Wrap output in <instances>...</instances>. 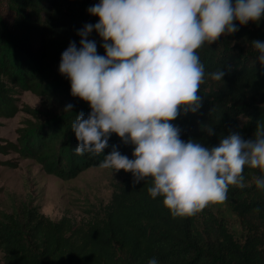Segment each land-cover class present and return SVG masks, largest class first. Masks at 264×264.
Returning a JSON list of instances; mask_svg holds the SVG:
<instances>
[{"label": "trees", "instance_id": "trees-1", "mask_svg": "<svg viewBox=\"0 0 264 264\" xmlns=\"http://www.w3.org/2000/svg\"><path fill=\"white\" fill-rule=\"evenodd\" d=\"M98 2L7 0L12 17L6 19L0 11V115L15 111L14 87L29 89L54 106V112L45 111L44 120L24 128L20 145H10L62 179L99 166L114 145L133 158L134 146L114 133L99 155L74 151L78 142L71 125L76 114L83 112L87 118L91 109L71 95L70 80L60 74L59 64L70 42L79 48L78 32L84 25L98 22L87 11ZM237 27L236 33L198 50L205 66L202 106L196 113L182 111L172 122L185 142L191 138L212 147L230 132L254 138L257 123H264V67L256 62L252 46L254 40L264 41V19ZM88 39L105 55L98 33L93 31ZM218 69L225 72L221 82L208 76ZM68 104L72 112H64ZM120 172L122 179L108 202L87 220L66 215L51 219L26 202L11 212L0 210V264H148L151 258L158 264H264V235L256 228L264 222V190L257 189L255 180L248 181L255 172L264 178L261 170L246 167L245 186H230L227 194V206L245 230L242 241L210 205L190 217H173L162 197H150L151 178L134 185L132 173Z\"/></svg>", "mask_w": 264, "mask_h": 264}, {"label": "clouds", "instance_id": "clouds-1", "mask_svg": "<svg viewBox=\"0 0 264 264\" xmlns=\"http://www.w3.org/2000/svg\"><path fill=\"white\" fill-rule=\"evenodd\" d=\"M87 11L98 22L84 25L79 48L70 42L59 64L71 95L91 109L87 118L76 114L71 125L77 155L103 153L116 134L134 146L133 158L114 145L99 167L132 173L134 185L151 178L150 197H162L173 217L224 203L230 186H245L246 167L264 172V123H257L254 138L230 132L212 147L191 138L185 142L172 123L182 111L196 113L202 106L205 66L198 50L236 33L237 23L264 19V0H99ZM93 31L105 55L88 39ZM252 46L264 67V41ZM208 76L221 82L225 72ZM72 109L68 104L64 112ZM206 130L214 135L211 126ZM255 184L264 190V178Z\"/></svg>", "mask_w": 264, "mask_h": 264}, {"label": "rangeland", "instance_id": "rangeland-1", "mask_svg": "<svg viewBox=\"0 0 264 264\" xmlns=\"http://www.w3.org/2000/svg\"><path fill=\"white\" fill-rule=\"evenodd\" d=\"M0 11L6 19L12 17L7 0H1ZM16 109L9 116L0 115V210L11 212L21 203L36 205L39 211L51 219L66 215L75 221L87 220L94 210L105 205L114 187L122 179L120 171L89 167L76 176L62 179L47 173L33 158L20 154L10 145H20L24 128L38 119L44 120L45 111L54 112L51 101L29 89L13 88ZM260 169H256L258 171ZM264 175V172H261ZM257 179L251 173L249 182ZM212 211L225 218L235 239L242 241L245 230L238 217L229 209L226 201L210 204ZM264 235V222L257 225ZM1 261V252H0Z\"/></svg>", "mask_w": 264, "mask_h": 264}]
</instances>
